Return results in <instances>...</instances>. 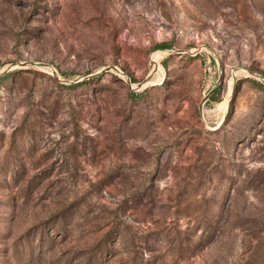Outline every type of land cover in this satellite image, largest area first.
Masks as SVG:
<instances>
[{"label":"rangeland","instance_id":"1","mask_svg":"<svg viewBox=\"0 0 264 264\" xmlns=\"http://www.w3.org/2000/svg\"><path fill=\"white\" fill-rule=\"evenodd\" d=\"M0 264H264V0H0Z\"/></svg>","mask_w":264,"mask_h":264},{"label":"trees","instance_id":"2","mask_svg":"<svg viewBox=\"0 0 264 264\" xmlns=\"http://www.w3.org/2000/svg\"><path fill=\"white\" fill-rule=\"evenodd\" d=\"M158 48H163V49H165V48H167V45H165V44H163V45H159Z\"/></svg>","mask_w":264,"mask_h":264}]
</instances>
